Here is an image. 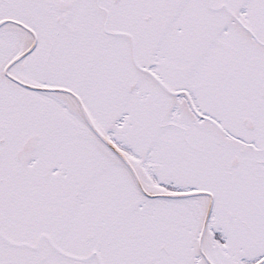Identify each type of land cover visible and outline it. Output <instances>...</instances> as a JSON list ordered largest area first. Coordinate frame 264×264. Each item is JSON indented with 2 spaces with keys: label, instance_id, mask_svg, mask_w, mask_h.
Returning <instances> with one entry per match:
<instances>
[{
  "label": "snow or ice",
  "instance_id": "snow-or-ice-1",
  "mask_svg": "<svg viewBox=\"0 0 264 264\" xmlns=\"http://www.w3.org/2000/svg\"><path fill=\"white\" fill-rule=\"evenodd\" d=\"M0 264H264V0H0Z\"/></svg>",
  "mask_w": 264,
  "mask_h": 264
}]
</instances>
